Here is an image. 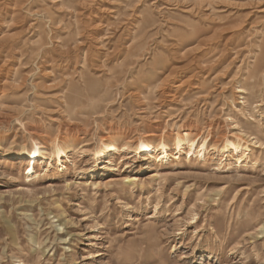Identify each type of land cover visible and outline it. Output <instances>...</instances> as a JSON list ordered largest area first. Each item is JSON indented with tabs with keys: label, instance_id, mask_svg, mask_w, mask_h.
<instances>
[{
	"label": "rangeland",
	"instance_id": "obj_1",
	"mask_svg": "<svg viewBox=\"0 0 264 264\" xmlns=\"http://www.w3.org/2000/svg\"><path fill=\"white\" fill-rule=\"evenodd\" d=\"M179 126L211 140L159 185L136 142ZM233 138L258 160L224 155ZM55 140L82 142L69 172L25 177L22 148ZM0 264H264V0H0Z\"/></svg>",
	"mask_w": 264,
	"mask_h": 264
},
{
	"label": "bare ground",
	"instance_id": "obj_2",
	"mask_svg": "<svg viewBox=\"0 0 264 264\" xmlns=\"http://www.w3.org/2000/svg\"><path fill=\"white\" fill-rule=\"evenodd\" d=\"M86 90L88 91V93L91 97V100H92L94 97H97V95L99 93L105 92V91L107 92L108 86L101 84L98 81H96V82L91 81V82H86ZM238 92L242 93V92H244V90H239ZM105 97H106V95H104L103 99ZM79 104L87 106L88 102L84 101L83 99H79L73 105L76 108ZM181 127L182 126L177 127V132L175 134H173L169 140H166V138L163 139V138H159L158 136L157 137L155 136L156 138L154 140L140 139L136 142L135 151H137V154H139L141 156L142 162H152L150 165V168H154L153 169L154 171H152L151 179L153 181H159V185H161L167 179L166 173H164V171H162L160 169L162 166L161 164H163L164 162H168L171 158H173L174 161H176V160L181 161L183 155H186V157H188L189 160L191 161L193 156H197L199 154L198 152H202L203 150H205V148H207V146L209 145V142L211 140L210 133H208L206 136H203L200 134L199 135H193V130L191 131L190 129H188V130H182L181 131ZM151 138H153V137H151ZM121 140L124 142V145H122V146H120L118 144ZM169 141H171L173 143L174 150L176 151V154H173L171 152V148L168 145ZM79 144H82V142L73 141V144L68 143L67 145H63L62 143H60L59 140H55L53 142V146H52V153L45 152L43 150L44 148L41 147V145L37 144V143H35V144L32 143V145L28 148L23 147L21 154H20L21 156L19 159L25 160L28 163L23 175L27 178L34 177V176L38 175L37 176V178H38L39 172H38L37 168L40 166V164L42 166V164L46 163L47 165L46 166L44 165L45 168H48V169L51 168V170H56L58 176L64 177L69 172V168H68V166H66V163L64 161V159H66L67 161H69V159H70L68 150L70 148L79 147ZM132 147H133L132 141L128 140V137H126L124 134H122V135L120 134L119 136H113V138L111 140H108V142H103L101 149H99V151H97L95 153L98 156V160H99L98 166H97V167H99V171H104V170L109 171V172L110 171H118V166L122 162H123V164L125 163L123 159L125 157L129 156V154H127L126 152H128V150H130ZM221 149H222L221 152L224 155L227 154L228 157L233 158V160H236L237 163H244L243 159L246 160L247 158H252L253 161L258 160V157H256L255 153H253L251 155H249L247 153L249 149L244 148L241 145L239 138L227 139L226 143H225V147H222ZM214 150H217V149H214ZM217 151L219 152V149ZM133 152H134V150H133ZM124 153H126V155ZM222 153H220V154H222ZM76 154H77V152H76ZM118 156H120V157H118ZM205 156L206 155H204V157ZM208 156H209V154L206 157H208ZM125 159H127V158H125ZM71 162H73V167H76L75 162L74 161H71ZM104 165H106V166H104ZM221 165H222V163H221ZM28 169H30V171L26 174V170H28ZM216 170H219V169H216ZM48 171H50V170H48ZM110 179H111L110 182H114V181L119 180L117 178L114 179V177H110ZM139 180L140 179L137 176L124 177V179L121 183L123 185V187L121 188L123 192L120 191V195L124 194V188L126 187V184H130L129 187L138 186ZM117 185H120V184H117ZM104 186L105 187L110 186L113 189H115L114 188L115 186H113L112 183L111 184H105ZM140 187L142 190L144 189L143 188V182L140 183ZM201 200L206 203L205 199H201V198L197 199L198 202H200ZM59 230H61V229H59ZM42 253L44 254L45 252L43 251ZM119 253L121 254L120 251H119Z\"/></svg>",
	"mask_w": 264,
	"mask_h": 264
}]
</instances>
